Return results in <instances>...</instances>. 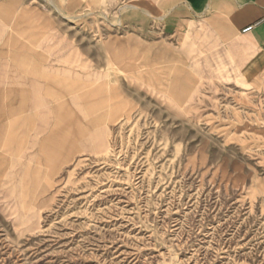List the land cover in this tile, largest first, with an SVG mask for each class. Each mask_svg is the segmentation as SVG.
Returning <instances> with one entry per match:
<instances>
[{"label":"rangeland","instance_id":"374dc122","mask_svg":"<svg viewBox=\"0 0 264 264\" xmlns=\"http://www.w3.org/2000/svg\"><path fill=\"white\" fill-rule=\"evenodd\" d=\"M215 16L0 0V90L31 82L39 103L19 131L0 108V136L23 139L0 152V264H264L261 70Z\"/></svg>","mask_w":264,"mask_h":264},{"label":"crops","instance_id":"0c3cea01","mask_svg":"<svg viewBox=\"0 0 264 264\" xmlns=\"http://www.w3.org/2000/svg\"><path fill=\"white\" fill-rule=\"evenodd\" d=\"M185 2L195 15L209 11L213 15H217L215 16L217 18L216 20L223 21L224 18L221 15L225 14V21L229 22L226 26L227 29L233 30L235 26L239 27L238 36L242 44L239 46L234 43L233 45L236 60L242 65L246 64L252 73L256 70H261V86H264V0H185ZM250 24H254L253 28L250 31L242 32V29ZM69 63L65 62L58 65L56 69L61 70L67 75L88 79L86 77L85 67H79L76 62L74 65ZM82 86L83 84L70 85L68 92L80 91L82 90ZM35 87V84L25 81L18 92L13 90H0V95L3 92L4 97L2 98L0 96V108L19 107L23 112L22 121L18 120L12 123L18 131L21 130L19 128L28 125L27 123L31 121L32 118L29 117V114L36 115L38 113L39 103ZM87 100L88 98H85L80 102L87 104ZM105 136H102L100 139L101 141L103 140L104 144L106 143ZM21 140H23L21 137L18 138L16 136H0V152H8V155L11 156L9 153L11 144ZM4 144H8L6 150L3 149ZM16 156L14 155L13 157ZM62 156L70 157V155L64 154ZM62 156L57 157L61 158Z\"/></svg>","mask_w":264,"mask_h":264},{"label":"built area","instance_id":"2783aa9c","mask_svg":"<svg viewBox=\"0 0 264 264\" xmlns=\"http://www.w3.org/2000/svg\"><path fill=\"white\" fill-rule=\"evenodd\" d=\"M254 24L247 25L242 29V32L250 31L253 28Z\"/></svg>","mask_w":264,"mask_h":264}]
</instances>
